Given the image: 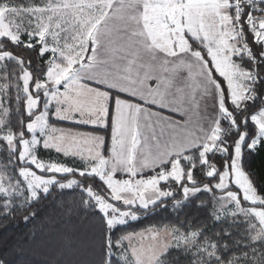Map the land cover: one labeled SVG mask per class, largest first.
Segmentation results:
<instances>
[{"label":"snow or ice","instance_id":"snow-or-ice-1","mask_svg":"<svg viewBox=\"0 0 264 264\" xmlns=\"http://www.w3.org/2000/svg\"><path fill=\"white\" fill-rule=\"evenodd\" d=\"M262 150L264 0H0V218L71 190L98 221L96 259L44 264H264Z\"/></svg>","mask_w":264,"mask_h":264},{"label":"trees","instance_id":"trees-1","mask_svg":"<svg viewBox=\"0 0 264 264\" xmlns=\"http://www.w3.org/2000/svg\"><path fill=\"white\" fill-rule=\"evenodd\" d=\"M12 119L15 121L16 117L13 116ZM56 126L79 128L65 123ZM80 129L91 130L82 127ZM99 133H104V130H100ZM40 154L44 158L48 156L43 151ZM3 159L4 156L0 155V161ZM245 170L252 174L250 178L258 190H264V150L246 159ZM73 195L71 190H65L63 194L53 190L48 199L41 203L40 207L44 210L34 222L25 224L19 213H16V218L11 216L0 218V250L8 251L12 264H44L45 260L57 253L58 248L64 251L66 261L96 259L99 249L93 237L97 235L98 221L82 211L78 215L73 213L71 216L60 211L61 204L66 208L72 203ZM53 208L58 211L54 213ZM175 222V213L171 211V201H169L167 211L156 208L147 213L142 212L138 220L129 221L127 225L121 226V231H118L116 236L151 228H166ZM68 238H71V243L74 245L71 249L67 248Z\"/></svg>","mask_w":264,"mask_h":264},{"label":"rangeland","instance_id":"rangeland-1","mask_svg":"<svg viewBox=\"0 0 264 264\" xmlns=\"http://www.w3.org/2000/svg\"><path fill=\"white\" fill-rule=\"evenodd\" d=\"M65 124H69V125H72V126H78L79 128H71V127H62V128H65V129H68V128H71L73 131H85V130H82L80 129V127L82 128H88V129H91L90 127L88 126H83V125H75V124H70V123H67V122H64ZM56 127H61V126H56ZM92 130V129H91ZM88 131V130H87ZM101 131H103V129H101ZM98 134H105V133H98ZM109 134H110V129H109ZM152 230H163L164 228H151ZM148 230V229H147ZM145 231H139L137 233H144ZM125 246H127V242H125Z\"/></svg>","mask_w":264,"mask_h":264}]
</instances>
